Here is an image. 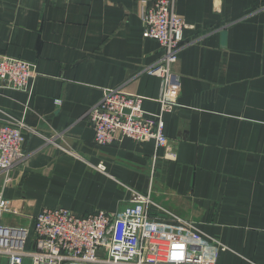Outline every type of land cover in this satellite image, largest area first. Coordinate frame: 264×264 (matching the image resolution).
<instances>
[{
	"label": "crops",
	"instance_id": "0c3cea01",
	"mask_svg": "<svg viewBox=\"0 0 264 264\" xmlns=\"http://www.w3.org/2000/svg\"><path fill=\"white\" fill-rule=\"evenodd\" d=\"M174 2L191 27L158 148L98 146L86 118L108 88L159 109L160 78L145 68L162 51L143 36L142 0H0V54L38 73L30 95L0 89V121L25 124L24 156L0 170L1 224L32 228L44 207L111 213L149 194L150 225L216 240L215 264H264V0Z\"/></svg>",
	"mask_w": 264,
	"mask_h": 264
},
{
	"label": "built area",
	"instance_id": "2783aa9c",
	"mask_svg": "<svg viewBox=\"0 0 264 264\" xmlns=\"http://www.w3.org/2000/svg\"><path fill=\"white\" fill-rule=\"evenodd\" d=\"M142 31L158 42L161 55L145 68L161 81L159 109L146 113L143 98L120 88L104 89L101 98L86 112L93 142L111 145L123 138L152 141L167 147L163 114L177 106L171 96L173 65L185 45L183 31L191 27L175 12L174 0H142ZM38 73L36 64L0 54V89L30 95ZM25 124L8 117L0 121V170L8 173L24 156ZM103 170L101 164L96 166ZM149 194L135 193L129 203L115 212L94 210L87 215L57 208H41L32 228L0 223V257L7 264H215L218 250L214 239L192 232L183 235L150 225Z\"/></svg>",
	"mask_w": 264,
	"mask_h": 264
},
{
	"label": "rangeland",
	"instance_id": "374dc122",
	"mask_svg": "<svg viewBox=\"0 0 264 264\" xmlns=\"http://www.w3.org/2000/svg\"><path fill=\"white\" fill-rule=\"evenodd\" d=\"M1 258H3L6 262L5 264H7V259L5 257H1ZM23 264H30V260L28 258H24Z\"/></svg>",
	"mask_w": 264,
	"mask_h": 264
},
{
	"label": "water",
	"instance_id": "95a60500",
	"mask_svg": "<svg viewBox=\"0 0 264 264\" xmlns=\"http://www.w3.org/2000/svg\"><path fill=\"white\" fill-rule=\"evenodd\" d=\"M24 138V137H23ZM29 171L28 169L26 170V172Z\"/></svg>",
	"mask_w": 264,
	"mask_h": 264
}]
</instances>
